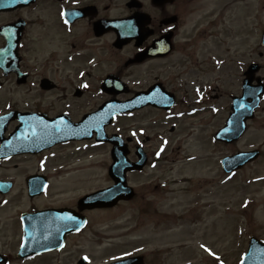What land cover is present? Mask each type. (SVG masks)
Listing matches in <instances>:
<instances>
[{
	"label": "rangeland",
	"instance_id": "rangeland-1",
	"mask_svg": "<svg viewBox=\"0 0 264 264\" xmlns=\"http://www.w3.org/2000/svg\"><path fill=\"white\" fill-rule=\"evenodd\" d=\"M244 2L245 7L240 6L238 10L235 11L237 14L241 11L243 19L241 20L238 18L235 24L234 21H231V27L233 28L229 27L230 23L227 22L222 28V35L218 36L216 39H212L211 37L205 39L201 31L202 29L195 33L194 28H190L193 40L192 46L188 48L186 57H181L179 55L178 58H175L176 60L171 61L172 63L180 62L183 64L180 70L183 74L178 80L175 79L177 72L173 69H169L168 66L167 69L164 70L161 68L162 63H157L156 65L144 69L127 70V73L133 74L130 80H139L142 82L139 87H144L147 86V80L150 82L153 80L154 76L157 75L170 89H174L175 92L183 98L182 104L185 106L188 103L185 95H189V101L194 97V82L192 81L198 82L200 86H203V84H214L215 89L212 93L213 95L222 96L228 92L230 94L237 92V89L239 90V78L241 77L242 71L238 69V62L236 64V61H243L245 63L247 59L242 58V60H240L239 57H244V55L250 54L255 49L260 50L259 34L264 27V21L260 19L261 7L260 4L257 3V0H245ZM194 24L195 22L192 21L191 26ZM227 31H229L228 36L225 34ZM215 34L219 33L215 31L214 35ZM244 40L247 42L245 46ZM227 48H230V51H228ZM214 58L227 59V64L225 66H228L229 71H224L223 66L221 68V75L209 72V69H211L214 64L213 62L211 63L210 60ZM170 59L172 60V58ZM171 62L169 64H171ZM119 63L123 67L122 61H119ZM158 65H160L161 69ZM73 66H75L74 63ZM116 66L117 65H115V67ZM150 69L153 70L152 73H150ZM73 71L76 72V69ZM110 71L112 72V69L107 66L98 71L93 70L92 79H88L90 84H92V81L94 82L93 85L97 82L95 79L96 76H101L103 73ZM202 72H204V74H202ZM64 77L68 78L69 83H72V81H70L71 78L74 79L76 81L73 83L74 85H77V82H79V77H75V73L67 74ZM143 81H145V84H143ZM208 85L204 86V88L207 89ZM74 88L75 87H73V89ZM61 92L58 94L61 95ZM67 93L68 92H65V94ZM15 94V92L7 91L5 96L1 97V100L5 102L11 100L17 103L16 100L25 98V96H15ZM98 96L99 95L95 93L90 95L88 91H86L81 101L82 111H80V113H86L100 106L105 99L101 100ZM225 101V96H222L219 101H217L218 104L215 103L218 107H222L217 115H212L208 112L206 114L197 115L194 119L185 118L179 125L181 126V131H185L186 133L181 134V136L180 134L169 135L173 137L168 147L169 154L175 155L178 152L179 158H181L172 165V176L175 177L178 174H182L183 170H185V175L183 176H189L192 180L191 184L175 183L173 187H169V190L174 192L172 196L173 200L171 201L173 204H171L169 208L167 206H162L170 201H165L166 203L161 204V202H163L162 200L160 202L158 201L156 204L157 198L161 195L150 196V194L147 193L146 196L145 193H141L143 198L141 197L140 200L137 198L131 201L129 205H123L120 208L111 209V211L93 210L91 211L92 228L89 232L83 233L79 240H72L70 242V247L80 242H82V245L86 243V246H81V249H83L85 253L93 256V259L98 263L101 259L111 255L133 250V248L136 247L147 246V251L163 248L162 256L163 258L165 257V264H184L187 260H191L189 261L190 264H218L219 260L213 261L200 251L199 244L205 243L208 245L207 249L211 248L213 253H222L223 257L221 261L223 264H238L237 261L246 253L245 250L248 245V239L251 236L264 241V178L258 179L260 176L264 177V160L260 159L256 164L237 173L233 179L225 177L216 165V159L218 157L220 158L221 155H225V153L230 154L237 148L241 149L242 146H245L244 143L247 138H254L256 143L264 139V107L262 111L259 112V117L251 125L248 137L241 144H237L235 148L222 147L211 144L209 137L223 119L222 117L225 114ZM45 105L46 104L43 106ZM33 106L34 104L29 103V109ZM178 111H180V109ZM151 113L152 114H149L151 118L159 117L154 112ZM148 123L150 122H143V127L148 126V129L151 131L157 128L152 127L156 125V123ZM120 125H128L129 127L130 120L120 122ZM117 126L118 124L113 128L111 127L109 133L115 131ZM165 132L168 133L167 127ZM186 134H192V136H190L191 138L187 139L185 136ZM185 139L187 143L183 144V140ZM151 140L150 147L154 149L158 145V141H156L154 137L151 138ZM85 152V154H83L84 151L79 153L84 156L83 159L87 163L86 165H88L91 160L88 158V154H93V159H97V161L100 162V166L96 172L98 175L94 177L96 180L95 183L90 180V177L95 173L91 172L88 167L84 173H77L78 179H76V181H73L75 178H72L70 182H65L64 185H62L67 176L65 172H71L70 174H73L75 169L76 172L78 169L86 167V165L81 167V164L75 166L71 158L63 160L62 156L59 159H55L54 165L68 163L72 165H68L63 171L59 172L58 175L54 176V179H51V191L49 194L55 195V199L53 201L44 200L43 202H41V200H36L31 203L30 206L39 207L40 205H45V203L66 205V203H71L70 198L61 203V196L55 193L57 192L56 190H65L66 188L75 189L74 192L70 194L72 196V202H74L79 195L86 193L89 188L88 185H97V182L104 183L105 180L107 182L105 174H107L106 168L110 163L109 148L106 146L93 153H89L87 150H85ZM193 154L197 157V160H193V162L189 164L183 161V156ZM75 156H77V154ZM68 168L69 170H66ZM187 168H189L191 172ZM187 170L189 173H187ZM150 173V171H147L137 182L147 185L146 182H150V177L147 174ZM47 175L51 177L50 172H48ZM183 176L176 178L181 179ZM72 182L82 184L78 185ZM149 192L153 193L151 191ZM21 194L22 193H18L16 197L20 198ZM143 201L146 203L149 202V206L152 209H154L156 205L160 212L163 210L171 213L175 212L180 216L182 221L179 223L174 222V224L160 222L158 228H155L154 224H152V220L146 216L140 217V215L137 214L136 210L138 207H146V205H143ZM13 209L15 213L17 210H22L21 204L15 203ZM121 213H128L129 215L125 218V215ZM143 228L145 231H143ZM155 236H160V239H156ZM143 238L148 239L142 241ZM135 239L141 240L131 244L130 242L136 241ZM102 244H110L113 248L111 251H105L101 248ZM16 245L17 241L11 236V241H3L0 243V252H6L11 256L15 253ZM68 247L69 246H67V248ZM72 250L73 249L69 250V253H71ZM57 257L58 256L48 255L47 259L45 258L46 260L44 258H39L36 259V261L29 262V264H57L55 261ZM69 261L70 260H68L67 263H69ZM72 263L76 264L73 259L71 264Z\"/></svg>",
	"mask_w": 264,
	"mask_h": 264
},
{
	"label": "flooded vegetation",
	"instance_id": "flooded-vegetation-1",
	"mask_svg": "<svg viewBox=\"0 0 264 264\" xmlns=\"http://www.w3.org/2000/svg\"><path fill=\"white\" fill-rule=\"evenodd\" d=\"M243 1L245 0H26L25 6L0 13V18L3 19L0 23V31L6 26L11 32H15L5 36L18 40L16 56L18 70L4 74L0 69V89L17 94L43 96L61 91L66 92L72 84H69L64 76L67 74V66L71 67L72 63L78 70L75 74L82 70L79 74L82 77L81 80L85 79L84 71H91L94 68L103 69L107 66L112 69V75L131 81L133 74L127 73V70L148 68L157 63H162L161 68L164 70L168 66L175 72L179 70L182 75L183 72L180 70L183 64L171 61L176 60L175 58L179 55L186 57L193 40L190 28H194L195 33L202 29L205 39L210 37L216 39L221 33L214 35L215 31L222 29L227 22L237 20L235 9L240 5L245 7ZM259 1L264 6V0ZM62 12L65 15L62 16ZM74 12L78 15H72ZM65 20L68 23H65ZM123 20L135 22L128 27ZM111 21L114 23L112 30L106 29L105 24ZM192 21L195 22L193 26H191ZM101 24H103L102 28H100ZM122 33L142 36L118 48L116 41ZM5 36L0 34V48L5 46ZM155 43L156 53L151 54L147 49ZM242 58H246L247 61L244 66L241 61L238 64V69L242 71L239 78L241 84L244 76L243 67L246 69L257 59L260 62L264 61V49L262 51L255 49L250 54L239 57L240 60ZM119 61L123 62V67ZM210 61L219 63L221 60ZM158 67L160 68V65ZM124 69L125 72H123ZM149 71L153 72L152 69ZM262 73H264V66H260L258 74L260 79H264ZM86 77L91 78L90 75ZM157 83L165 87L156 75L145 87L135 88L127 83L130 87L129 94L133 98L136 92H146L152 87L151 85ZM167 92L174 95L173 109L177 108L179 101L176 94L172 89ZM237 92L240 91L237 89ZM61 98L62 96L58 94L55 97L57 102ZM211 99H217V96H212ZM0 104L3 109L2 100ZM263 107L264 96L259 108L255 110V119L256 116L259 117V112ZM8 111L2 110L0 115H5ZM144 111L168 114L150 106L137 113ZM61 114V112H49V117ZM19 125L17 121H9L4 127V139H8L9 133ZM169 132L175 133V128L173 127V130L170 129ZM246 144V149L255 148L251 141ZM131 146H135L133 139ZM260 153L264 155V150L261 148ZM23 160L24 156L7 158L0 153V183L12 182V186L8 188L5 184L0 185V211L15 201L13 198L15 190L24 189L25 193L27 192L23 183V175H27V170L20 167ZM25 198L30 200L28 195H25ZM16 199L20 201L21 198ZM69 208L75 209L73 206ZM0 231H4L5 234L14 231L16 235L21 234L23 232L21 219L13 217L11 220L7 218L0 221ZM78 235L79 233L68 235L67 242ZM63 257L68 258L69 256L65 252Z\"/></svg>",
	"mask_w": 264,
	"mask_h": 264
},
{
	"label": "snow or ice",
	"instance_id": "snow-or-ice-1",
	"mask_svg": "<svg viewBox=\"0 0 264 264\" xmlns=\"http://www.w3.org/2000/svg\"><path fill=\"white\" fill-rule=\"evenodd\" d=\"M61 15L63 16V15H65V13L62 12ZM72 15L75 16V15H78V13H75V12H74V13H72ZM65 23H68V21L65 20ZM165 31H167V29H165ZM85 87H86V85H85ZM69 219H71V218H69ZM202 247H203V246H202ZM206 251H208V250L206 249ZM209 254H210V255H214V253H211V252H209ZM216 258L219 259V257H216ZM85 259H87V258L85 257ZM241 264H244V261H243V260H241Z\"/></svg>",
	"mask_w": 264,
	"mask_h": 264
},
{
	"label": "water",
	"instance_id": "water-1",
	"mask_svg": "<svg viewBox=\"0 0 264 264\" xmlns=\"http://www.w3.org/2000/svg\"><path fill=\"white\" fill-rule=\"evenodd\" d=\"M251 261V260H250ZM249 263V259H246V261H245V264H248Z\"/></svg>",
	"mask_w": 264,
	"mask_h": 264
},
{
	"label": "bare ground",
	"instance_id": "bare-ground-1",
	"mask_svg": "<svg viewBox=\"0 0 264 264\" xmlns=\"http://www.w3.org/2000/svg\"><path fill=\"white\" fill-rule=\"evenodd\" d=\"M97 162H98V161H97ZM97 164H99V162H98ZM97 164H96V165H97ZM89 167H95V165H94V166H93V165H90Z\"/></svg>",
	"mask_w": 264,
	"mask_h": 264
}]
</instances>
